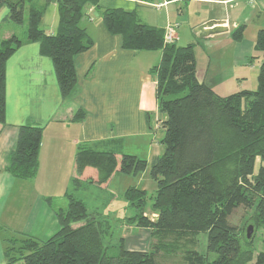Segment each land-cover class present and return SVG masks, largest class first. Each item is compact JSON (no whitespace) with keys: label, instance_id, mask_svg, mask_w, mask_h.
Returning <instances> with one entry per match:
<instances>
[{"label":"trees","instance_id":"obj_1","mask_svg":"<svg viewBox=\"0 0 264 264\" xmlns=\"http://www.w3.org/2000/svg\"><path fill=\"white\" fill-rule=\"evenodd\" d=\"M51 1L57 6L58 25L49 35L41 20ZM99 1L44 0L36 6L32 0H0V7L8 8V20L15 24L23 23L28 5L24 39L14 34L0 39V125L5 123V65L23 43L39 44L40 55L52 61L62 100L72 95L77 87L73 59L93 45L80 23L86 5L100 8ZM101 22L110 35L121 37L124 50L161 51L149 73L155 79L164 152L148 162L133 154L79 144L75 171L81 174L85 167L94 168L96 183L101 185L116 171L137 175L148 168L154 193L136 186L123 193L136 211L127 223L148 229V249H127L120 237L118 254L108 255L104 240L111 237L110 226L96 220L81 200L68 193L67 208L55 212L59 230L46 240L25 234L6 238L3 264L20 260L24 264H163L168 258H178L174 264H264V251L254 254L251 249L254 234L248 238L245 224L238 229L229 222L233 211L243 207L250 210L251 227L264 229V29L254 43L260 57L249 58H260L257 88L220 95L198 79L194 44L165 43V29L141 22L134 10L102 9ZM244 28L240 25L231 31L233 41L242 40ZM85 116L78 108L73 120ZM42 135L43 127L30 123L19 127L6 167L12 177L36 176ZM78 180L72 178L73 187H79ZM148 200L154 218L144 215ZM200 234L206 235L205 252L193 247ZM210 254L216 257L210 260Z\"/></svg>","mask_w":264,"mask_h":264},{"label":"crops","instance_id":"obj_2","mask_svg":"<svg viewBox=\"0 0 264 264\" xmlns=\"http://www.w3.org/2000/svg\"><path fill=\"white\" fill-rule=\"evenodd\" d=\"M103 1L115 3L106 8L136 11L139 20L147 25L165 29L169 23H178L179 45L194 44L198 79L218 94L257 88L260 58L253 61L249 58L260 57L254 43L258 31L264 29V0H100V8L90 7L81 20L93 45L73 59L77 87L66 100L61 98L51 59L40 55L37 42L23 43L5 65V123L0 125V264L6 238L21 233L46 240L59 230L55 212L67 208L68 193L87 207L78 196L80 189L93 192L95 188L108 193L107 216L122 210L121 225L126 231L121 236L123 239L136 227L127 223L133 214L125 217L132 207L123 193L130 186L140 188V182L130 184V175L116 171L98 185L94 168L85 167L81 174L75 171L79 144L121 154L128 143L135 142L136 148L128 153L148 162L159 156L160 151L161 141L156 140L154 131L160 128V115L154 95L155 79L149 69L158 64L161 51L124 50L121 37L110 35L101 16L99 19L93 16L95 10H102ZM26 8L28 11V5ZM8 14V8L1 6L0 39L17 36L18 27L8 20ZM212 19L226 21L227 30L198 38L193 29ZM57 25V6L50 2L44 10L41 28L51 35ZM240 25H245L243 38L235 42L230 33ZM78 108L86 112L81 121L73 120ZM26 123L43 127V135L37 174L32 179L21 180L12 177L6 167L8 156L16 146L19 127ZM59 177H62V194L58 198L61 206L55 207L56 199L46 196L45 189L57 184ZM74 177L79 179L78 188L73 187ZM93 196L94 200L100 198L95 192ZM119 200L120 205L116 204ZM148 214L152 216L150 208L144 213ZM93 217L100 221L99 214L94 213ZM130 241L133 246V240Z\"/></svg>","mask_w":264,"mask_h":264},{"label":"rangeland","instance_id":"obj_3","mask_svg":"<svg viewBox=\"0 0 264 264\" xmlns=\"http://www.w3.org/2000/svg\"><path fill=\"white\" fill-rule=\"evenodd\" d=\"M33 2L36 6H40L41 4H43L44 0H33ZM51 3H52V1H51ZM113 4H115V3L111 2L109 4L108 2L103 1L101 3L102 9H104L108 6H113ZM26 7H27V5H26ZM139 9H140V7H139ZM146 9L154 11L153 8H150L148 6H146ZM26 10H27V8H26ZM101 11H102L101 9L95 10L93 12V16L96 17L97 19H99L101 16ZM26 23H27V11H25L23 23L15 24V26L18 27L16 29V34L19 38H22L25 35L26 26H27ZM4 27H6V26H4ZM176 42L178 45L181 44V43H179V41H176ZM154 131L156 133L155 134L156 140L161 141V139L163 137L162 128L160 127L158 129L156 127ZM157 145L158 144L156 142V146ZM134 148H136L135 142L133 144L128 143L124 148V153L131 152L132 150H134ZM155 148L157 149V147H155ZM163 152H164V149H163L162 144L160 143L159 155H162ZM128 154H130V153H128ZM140 155L142 156L143 154L140 153ZM129 177H130L129 178L130 184H134V183L136 184L137 182H140L141 183L140 188H145L149 195L154 193L156 186H155L154 180H152V178L150 177V175L148 173V168L140 174L130 175ZM61 179H62V177H59L58 182H56L57 184H55V185L51 184V185H49V187L47 189H45L46 192H48L46 196L52 197V198L54 197V199H56V200H54V204H55L54 206L55 207L61 206V205H58L59 204L58 198L62 194L61 193ZM24 183H27V181H25ZM92 191L97 193L98 196H100L99 200H94L96 197L93 196V192L87 191L85 189L78 190V193H79L78 196L81 197L86 202L88 213L91 216H93L94 213L99 214L100 221H102V220L107 221L108 222L107 225H110L111 237L106 238L104 240V243L106 246H108V253H107L108 255H112V256L117 255L118 254V245H119L118 240L123 234H126L125 228H123L121 225L122 216H123L122 210L120 209L117 213H115V215H113V216L109 215L110 217H108L107 216V210H106V206L109 204L108 203L106 205V203H107L106 199H107L108 193L95 190V188H92ZM74 194H76V193H74ZM116 204L120 205L121 201L119 200L118 202H116ZM150 205H151V201L148 200L146 202V210H149ZM135 212H136L135 209L130 208L128 213H126L125 217H129L132 214H134ZM249 212H250V210L245 209L243 207H240V208L233 211V213L229 217V222L238 229H241L242 227L244 228V224H245V230H246L249 226H251L249 221L247 220ZM104 221H102V222L104 223ZM80 224H82V222L75 223V224H73V226L76 227ZM146 231H148V229L135 227L134 230H132L129 235L125 236V238H124L125 247L127 249H130V250H142V249L147 250L148 244L150 242V237L148 235V232H146ZM37 232H40V230ZM246 232L247 231L244 232L245 233L244 236L246 235ZM39 234H41V233H39ZM142 234H145V235H142ZM251 234H254L253 235V245L251 246V249L254 252V254H256L259 251H264V229L254 230L252 228ZM13 235L16 237H20L21 233H15ZM39 236H41V235H39ZM40 238L46 239L47 237H40ZM130 239L133 240V246L129 243V242H131ZM196 243L197 244L194 245L193 247L196 248L197 250H199L200 252H205V250H206V235L200 234L197 238ZM3 244H5V242ZM129 245H131V246H129ZM215 257H216L215 254L209 255L210 260L214 259ZM173 259H178V258H168L163 262V264H174L175 262ZM1 260H2L1 264L6 261V258H5L3 253L1 255ZM253 261H254V259H253ZM16 264H24V262L22 260H20ZM247 264H251V262H249Z\"/></svg>","mask_w":264,"mask_h":264},{"label":"water","instance_id":"obj_4","mask_svg":"<svg viewBox=\"0 0 264 264\" xmlns=\"http://www.w3.org/2000/svg\"><path fill=\"white\" fill-rule=\"evenodd\" d=\"M54 2V1H52ZM86 8L89 9L90 5H86ZM226 24V21L224 20H208L197 27L193 29V33L198 37V38H204L206 36L212 35V34H217L220 32H224L227 30V28L224 26ZM252 232V227L249 226L247 228V237L250 238Z\"/></svg>","mask_w":264,"mask_h":264},{"label":"built area","instance_id":"obj_5","mask_svg":"<svg viewBox=\"0 0 264 264\" xmlns=\"http://www.w3.org/2000/svg\"><path fill=\"white\" fill-rule=\"evenodd\" d=\"M162 3L158 4L157 6H161ZM178 27V23H169L165 27L164 31V42L165 43H172L178 40L177 34H176V28ZM156 217V214H152L151 218Z\"/></svg>","mask_w":264,"mask_h":264}]
</instances>
